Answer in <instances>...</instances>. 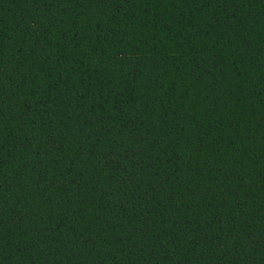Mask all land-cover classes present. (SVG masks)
I'll list each match as a JSON object with an SVG mask.
<instances>
[{
	"label": "trees",
	"instance_id": "1",
	"mask_svg": "<svg viewBox=\"0 0 264 264\" xmlns=\"http://www.w3.org/2000/svg\"><path fill=\"white\" fill-rule=\"evenodd\" d=\"M0 264H264V0H0Z\"/></svg>",
	"mask_w": 264,
	"mask_h": 264
}]
</instances>
